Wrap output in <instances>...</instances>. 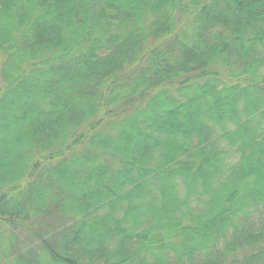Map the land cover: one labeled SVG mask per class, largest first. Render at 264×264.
<instances>
[{
  "label": "trees",
  "instance_id": "16d2710c",
  "mask_svg": "<svg viewBox=\"0 0 264 264\" xmlns=\"http://www.w3.org/2000/svg\"><path fill=\"white\" fill-rule=\"evenodd\" d=\"M0 264H264V0H0Z\"/></svg>",
  "mask_w": 264,
  "mask_h": 264
}]
</instances>
